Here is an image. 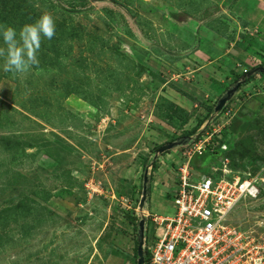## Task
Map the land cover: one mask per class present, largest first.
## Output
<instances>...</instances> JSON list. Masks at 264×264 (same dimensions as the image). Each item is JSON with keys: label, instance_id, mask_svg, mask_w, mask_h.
I'll return each instance as SVG.
<instances>
[{"label": "rangeland", "instance_id": "374dc122", "mask_svg": "<svg viewBox=\"0 0 264 264\" xmlns=\"http://www.w3.org/2000/svg\"><path fill=\"white\" fill-rule=\"evenodd\" d=\"M257 2L264 5L0 0V23L17 32L44 11L56 24L55 36L42 38L38 66L13 74L0 59V264H136L140 222L143 262L157 241V218L172 212L181 167L196 178L220 168L221 158L232 174L263 179L228 223L255 237L264 232V72L213 113L241 74L264 66ZM202 25L234 42L244 61L225 85L209 86L203 75L195 98L189 63L174 73L168 53L197 50L190 43ZM210 130L223 148L188 155ZM171 142L181 145L156 153Z\"/></svg>", "mask_w": 264, "mask_h": 264}, {"label": "built area", "instance_id": "2783aa9c", "mask_svg": "<svg viewBox=\"0 0 264 264\" xmlns=\"http://www.w3.org/2000/svg\"><path fill=\"white\" fill-rule=\"evenodd\" d=\"M219 131L210 130L186 150L199 157L223 148ZM208 175L189 177L187 166L179 170L177 190L171 197L172 212L157 218L159 234L143 264H264V232L257 237L228 223L242 201L255 199L262 178L232 174L227 160Z\"/></svg>", "mask_w": 264, "mask_h": 264}, {"label": "crops", "instance_id": "0c3cea01", "mask_svg": "<svg viewBox=\"0 0 264 264\" xmlns=\"http://www.w3.org/2000/svg\"><path fill=\"white\" fill-rule=\"evenodd\" d=\"M256 9L258 11L264 10L263 3L257 2ZM209 25L211 28H215L211 23ZM206 28L207 26L204 27L202 25L196 31L194 30L195 44L194 42L190 43V47L193 44V46L197 47V50L188 53L185 57H183L184 52L181 51L168 53L170 56L173 54V57H169L168 69L174 73L175 68H181L185 62L189 63L190 69L187 67V70L189 69V73H191L190 75L195 81L190 85L193 90L191 88L188 90V94L192 96L195 95L193 87H197V85L203 83L204 77L208 80L211 79L208 82L209 86L225 85V82L232 76V73L239 71L238 68L243 65L244 61V52L239 47H236L234 42L226 41L225 38L215 34L211 28ZM196 81H200L201 83L197 84ZM193 97L196 98V96ZM179 98H183L186 101L184 102V109L189 107L185 97L181 96Z\"/></svg>", "mask_w": 264, "mask_h": 264}, {"label": "clouds", "instance_id": "9594fccd", "mask_svg": "<svg viewBox=\"0 0 264 264\" xmlns=\"http://www.w3.org/2000/svg\"><path fill=\"white\" fill-rule=\"evenodd\" d=\"M56 33L55 20L51 13L44 11L34 22L25 23L17 30L0 23V59L4 61L3 70L13 74L28 72L39 65L38 52L42 38L51 40Z\"/></svg>", "mask_w": 264, "mask_h": 264}, {"label": "water", "instance_id": "95a60500", "mask_svg": "<svg viewBox=\"0 0 264 264\" xmlns=\"http://www.w3.org/2000/svg\"><path fill=\"white\" fill-rule=\"evenodd\" d=\"M258 72H264V69H252L250 72H248L247 76H250L252 74L257 75ZM237 85H234L233 88L229 91H227L222 97H220L215 107L213 108V113L217 114L221 111V109L224 107L225 103L232 97L233 93L237 90ZM181 145L179 142H171L167 145L161 146L156 150L157 154L164 153L165 151H168L176 146ZM147 192V178H146V172L142 174V186H141V195H140V202L138 204V209L142 210L143 202L145 200ZM138 234H137V245H138V252H137V262L136 264H143L142 262V252L140 250V246L142 245V222H140L137 226Z\"/></svg>", "mask_w": 264, "mask_h": 264}, {"label": "trees", "instance_id": "16d2710c", "mask_svg": "<svg viewBox=\"0 0 264 264\" xmlns=\"http://www.w3.org/2000/svg\"><path fill=\"white\" fill-rule=\"evenodd\" d=\"M259 69H264V66H261ZM248 72H250V70L241 74V76L236 80L235 85H238V88L243 86L244 84L248 83V81L254 76V74L247 76ZM258 73L260 74L262 72H258ZM146 261H147V259L144 260V262H146Z\"/></svg>", "mask_w": 264, "mask_h": 264}, {"label": "flooded vegetation", "instance_id": "af4514ba", "mask_svg": "<svg viewBox=\"0 0 264 264\" xmlns=\"http://www.w3.org/2000/svg\"><path fill=\"white\" fill-rule=\"evenodd\" d=\"M137 233H138V230H137Z\"/></svg>", "mask_w": 264, "mask_h": 264}]
</instances>
